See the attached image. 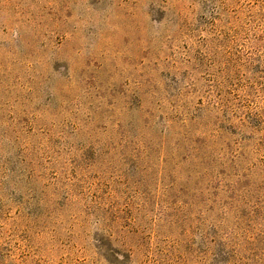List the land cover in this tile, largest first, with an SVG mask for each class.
I'll return each mask as SVG.
<instances>
[{
  "label": "rangeland",
  "instance_id": "obj_1",
  "mask_svg": "<svg viewBox=\"0 0 264 264\" xmlns=\"http://www.w3.org/2000/svg\"><path fill=\"white\" fill-rule=\"evenodd\" d=\"M0 264H264V0H0Z\"/></svg>",
  "mask_w": 264,
  "mask_h": 264
}]
</instances>
